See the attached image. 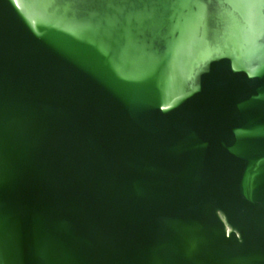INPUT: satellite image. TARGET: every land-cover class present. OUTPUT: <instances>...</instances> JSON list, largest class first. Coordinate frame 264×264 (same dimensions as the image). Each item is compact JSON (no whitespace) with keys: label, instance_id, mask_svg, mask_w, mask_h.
I'll return each mask as SVG.
<instances>
[{"label":"water","instance_id":"1","mask_svg":"<svg viewBox=\"0 0 264 264\" xmlns=\"http://www.w3.org/2000/svg\"><path fill=\"white\" fill-rule=\"evenodd\" d=\"M0 264H264V0H0Z\"/></svg>","mask_w":264,"mask_h":264}]
</instances>
